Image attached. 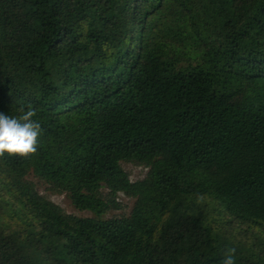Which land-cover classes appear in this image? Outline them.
Masks as SVG:
<instances>
[{"label":"trees","instance_id":"obj_1","mask_svg":"<svg viewBox=\"0 0 264 264\" xmlns=\"http://www.w3.org/2000/svg\"><path fill=\"white\" fill-rule=\"evenodd\" d=\"M29 108L0 264H264V0H0V112Z\"/></svg>","mask_w":264,"mask_h":264},{"label":"clouds","instance_id":"obj_2","mask_svg":"<svg viewBox=\"0 0 264 264\" xmlns=\"http://www.w3.org/2000/svg\"><path fill=\"white\" fill-rule=\"evenodd\" d=\"M35 116L36 112L31 108L18 117L0 112V157L7 155L27 159L37 153L42 128L33 119ZM235 252V248L229 249L221 264H236Z\"/></svg>","mask_w":264,"mask_h":264},{"label":"rangeland","instance_id":"obj_3","mask_svg":"<svg viewBox=\"0 0 264 264\" xmlns=\"http://www.w3.org/2000/svg\"><path fill=\"white\" fill-rule=\"evenodd\" d=\"M123 167L127 174L129 175L130 179L134 182L143 181L147 174L148 169L137 165V164H123ZM39 192L50 198L52 201H54L56 204L60 205L63 209H65L69 214H73L79 217H95L93 212L91 211H79L76 208H74L69 199L65 195H53L50 192L47 191V188L39 183L38 186ZM111 197H106V199H110ZM134 200L132 198H126L124 196H120L116 199L115 204H109L106 208L103 209V214H100L99 216L102 217V219L105 218H112V217H121V216H129L133 207H134Z\"/></svg>","mask_w":264,"mask_h":264}]
</instances>
